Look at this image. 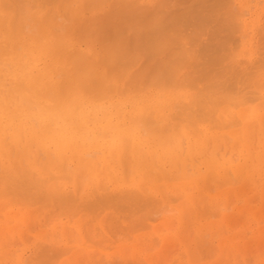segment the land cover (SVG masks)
I'll use <instances>...</instances> for the list:
<instances>
[{
    "label": "bare ground",
    "instance_id": "bare-ground-1",
    "mask_svg": "<svg viewBox=\"0 0 264 264\" xmlns=\"http://www.w3.org/2000/svg\"><path fill=\"white\" fill-rule=\"evenodd\" d=\"M16 87L112 101L119 133L80 151L0 128V264H158L190 229L215 264L247 250L229 198L264 191V0H0Z\"/></svg>",
    "mask_w": 264,
    "mask_h": 264
},
{
    "label": "clouds",
    "instance_id": "clouds-1",
    "mask_svg": "<svg viewBox=\"0 0 264 264\" xmlns=\"http://www.w3.org/2000/svg\"><path fill=\"white\" fill-rule=\"evenodd\" d=\"M5 123L19 134L65 150L97 149L119 133L112 101L85 95L52 101L24 87L12 89L6 102L0 97V128Z\"/></svg>",
    "mask_w": 264,
    "mask_h": 264
},
{
    "label": "rangeland",
    "instance_id": "rangeland-1",
    "mask_svg": "<svg viewBox=\"0 0 264 264\" xmlns=\"http://www.w3.org/2000/svg\"><path fill=\"white\" fill-rule=\"evenodd\" d=\"M210 182H213V181H210ZM210 182H208L206 186H208L207 188L212 187V190H213L212 185H215L217 182L216 181L213 182L214 184L212 183V185ZM238 184H239V182L235 183L234 185H238ZM209 185H211V186H209ZM215 189L217 190V185L215 186ZM212 190H210L211 193H212ZM216 190L213 191L214 192L213 194L219 193L220 190H222V189L218 188V191H216ZM261 193H262V195H261ZM236 200H238L240 202H238ZM246 200L248 201L249 205L251 207H253L252 211L257 212L255 217L252 215V213L249 214L247 212H237L235 210L236 207H240V206L242 207L246 203ZM229 203H230V206L232 207L230 209V212L233 213L232 217L235 219V223H234L235 228L232 227V230L228 231L227 235L240 236L244 241L249 242V245L247 246V250L244 253H239V252L229 253L228 255L223 256L221 259L222 262H219L218 264H220V263L221 264H244V263L245 264H249V263L250 264H264V233L261 234V238L259 240L260 243L259 242L256 243V241L252 238L253 232L256 231V229H258V228L264 229V191H262V189H261V180H257L256 183L254 182L253 184H249V185H246L244 187L241 186L240 188H238L237 192L235 194H231V196L229 198ZM125 221H126V223L125 222L124 223L127 225L128 220H125ZM125 224H124V226H125ZM219 229H221V228H219ZM118 230H119V228H118ZM118 230H117V232H119ZM191 231H193L192 234H191ZM120 233L122 235L121 230H120ZM186 234H188L187 237L192 240L191 241L192 242L191 248H193L194 252H196V253L193 254L192 253L193 250H191V253L188 255L186 253L185 247L182 246L181 243L175 242L174 244H172L173 246L171 245L172 247L170 246L171 247L170 250H167L168 253H167V255L165 254V256H167V257L164 256L168 260H166L165 258H164L165 261L160 259L158 264H168L169 261H170L169 262L170 264H178L179 262H183V264H211V263L215 264L216 256H214L213 254H210V252H208L206 250L205 246L200 247V246L196 245L198 248L195 246V244H194L195 241L193 242V235L195 234L194 230L190 229L188 231V233H186ZM207 238L209 239V237H207ZM157 245H156V248L152 252L156 251L159 248L160 244H157ZM180 250H182V251H180ZM237 256H238V258H237ZM35 259L36 258H33V261H36ZM173 259H174V261H173ZM121 260H122V258H121ZM119 261H118V264L120 262H122V261H120V262ZM127 262H129V261L127 260ZM134 262L137 264H148L144 260H137ZM134 262H132V264ZM171 262H173V263H171ZM129 264H131V263H129Z\"/></svg>",
    "mask_w": 264,
    "mask_h": 264
}]
</instances>
